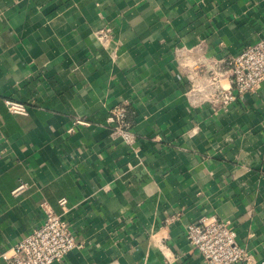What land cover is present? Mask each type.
<instances>
[{
	"label": "crops",
	"instance_id": "1",
	"mask_svg": "<svg viewBox=\"0 0 264 264\" xmlns=\"http://www.w3.org/2000/svg\"><path fill=\"white\" fill-rule=\"evenodd\" d=\"M263 33L264 0H0V255L64 198L80 247L53 264H204L185 236L203 217L264 264V81L224 106L191 79L201 43L234 57ZM121 103L132 147L107 123Z\"/></svg>",
	"mask_w": 264,
	"mask_h": 264
},
{
	"label": "built area",
	"instance_id": "2",
	"mask_svg": "<svg viewBox=\"0 0 264 264\" xmlns=\"http://www.w3.org/2000/svg\"><path fill=\"white\" fill-rule=\"evenodd\" d=\"M112 36L111 29H101L97 32L98 41H108ZM205 43H201L198 52L204 60L194 65L191 79L196 80L201 75L208 74V87L219 95V102L224 106L234 102L237 96L256 93L264 81V33L254 44L244 47L234 57H208ZM230 73V87L219 84V75ZM11 113L24 114L25 107L17 102L5 101ZM110 134L120 138L124 144L133 146L135 134L127 121L126 105L121 103L109 109L107 118ZM27 189L21 184L11 191L18 196ZM61 214H47L44 223L23 237L11 249L1 253L0 258L6 264H53L60 262L80 244L64 219L67 212L66 199L58 201ZM188 243L198 251L204 264H252V253L240 246L233 228L215 217H203L189 223L185 232Z\"/></svg>",
	"mask_w": 264,
	"mask_h": 264
}]
</instances>
